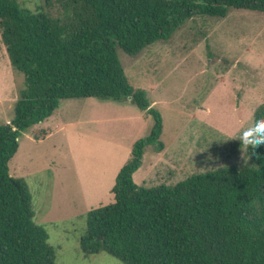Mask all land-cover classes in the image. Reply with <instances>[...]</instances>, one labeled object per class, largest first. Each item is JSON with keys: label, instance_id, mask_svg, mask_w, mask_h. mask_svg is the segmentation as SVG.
<instances>
[{"label": "trees", "instance_id": "trees-1", "mask_svg": "<svg viewBox=\"0 0 264 264\" xmlns=\"http://www.w3.org/2000/svg\"><path fill=\"white\" fill-rule=\"evenodd\" d=\"M59 2L63 18L0 0V40L24 78L13 117L0 126V264H55L49 235L33 220L28 185L9 175L8 163L22 132L48 119L60 101L86 98L130 100L154 125L119 170L113 202L87 213L79 242L84 256L105 253L121 264H264V144L246 145L251 167L194 174L173 186L136 185L145 149L165 148L162 120L144 90L129 83L117 56V50L138 56L193 17L264 12V0ZM261 131L264 104L253 113L250 135Z\"/></svg>", "mask_w": 264, "mask_h": 264}, {"label": "rangeland", "instance_id": "rangeland-1", "mask_svg": "<svg viewBox=\"0 0 264 264\" xmlns=\"http://www.w3.org/2000/svg\"><path fill=\"white\" fill-rule=\"evenodd\" d=\"M16 1L65 16L59 0ZM117 56L129 83L144 90L162 120L165 148L145 149L133 174L136 185L173 186L194 174L253 166L240 135H250L253 113L264 104V12L193 17L138 56L121 50ZM23 86L0 40V126L11 121ZM153 125V117L129 100L67 99L21 133L9 175L27 183L33 220L47 231L55 264H121L105 253L84 256L79 242L87 213L113 202L119 170Z\"/></svg>", "mask_w": 264, "mask_h": 264}, {"label": "clouds", "instance_id": "clouds-1", "mask_svg": "<svg viewBox=\"0 0 264 264\" xmlns=\"http://www.w3.org/2000/svg\"><path fill=\"white\" fill-rule=\"evenodd\" d=\"M240 139L245 145L253 144L257 146L260 144H264V131L257 132L252 135H244V132H242L240 135Z\"/></svg>", "mask_w": 264, "mask_h": 264}, {"label": "crops", "instance_id": "crops-1", "mask_svg": "<svg viewBox=\"0 0 264 264\" xmlns=\"http://www.w3.org/2000/svg\"><path fill=\"white\" fill-rule=\"evenodd\" d=\"M130 101V100H129Z\"/></svg>", "mask_w": 264, "mask_h": 264}]
</instances>
